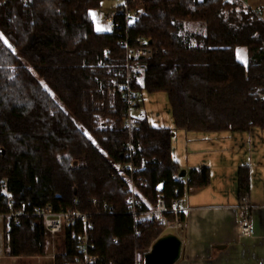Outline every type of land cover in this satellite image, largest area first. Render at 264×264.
Wrapping results in <instances>:
<instances>
[{
	"label": "trees",
	"instance_id": "16d2710c",
	"mask_svg": "<svg viewBox=\"0 0 264 264\" xmlns=\"http://www.w3.org/2000/svg\"><path fill=\"white\" fill-rule=\"evenodd\" d=\"M104 1L0 0V215L9 199L27 215L46 205L69 209L74 198L79 212L92 213L97 201L113 214L90 218L96 254L103 264H137L164 227L133 229L125 215L126 185L113 166L128 135L112 89L129 69L136 94L167 96L179 130H264V20L241 0H135L131 7L144 14L128 31L130 42L142 38L161 52L128 62L117 32L94 29L91 14ZM131 140L146 162L143 196L155 203L161 186L168 206L176 191L182 197L170 131L144 119ZM189 177L209 182L206 169ZM238 182L247 192V170H239ZM166 220L171 225L174 217ZM4 221L8 256L44 254V231L33 218ZM79 232L66 229L65 253L54 264L72 263Z\"/></svg>",
	"mask_w": 264,
	"mask_h": 264
},
{
	"label": "crops",
	"instance_id": "0c3cea01",
	"mask_svg": "<svg viewBox=\"0 0 264 264\" xmlns=\"http://www.w3.org/2000/svg\"><path fill=\"white\" fill-rule=\"evenodd\" d=\"M244 3L264 20V0ZM141 102L149 125L170 131L171 159L180 170L189 176L190 172L198 175L206 169L209 175L207 185L194 183L183 192V227L175 234L181 250L174 264H264V130L187 132L175 127L165 94L143 93ZM240 169L248 173V189L243 194L247 193L251 205L253 235L247 237L241 235L237 217L243 195L238 184ZM4 220L0 217V264H54L57 256L64 255L65 243L62 253L58 244L53 259L44 238L43 255L8 256Z\"/></svg>",
	"mask_w": 264,
	"mask_h": 264
},
{
	"label": "built area",
	"instance_id": "2783aa9c",
	"mask_svg": "<svg viewBox=\"0 0 264 264\" xmlns=\"http://www.w3.org/2000/svg\"><path fill=\"white\" fill-rule=\"evenodd\" d=\"M10 0H1L6 4ZM114 10L109 17L104 19L108 32H117L120 35L121 46L125 50V58L128 62L135 58H149L152 55L159 54L161 49L153 47L149 42L142 38H136L130 42L128 31L136 26L144 12L140 9H134L131 6L135 0H112ZM244 1V0H241ZM132 77L127 69L124 82L112 89L122 101V125L128 135V141L125 143L122 152L121 161L113 166L114 178L122 180L126 185L125 194L126 213L130 217L133 229L140 224H157L167 229L179 230L183 227L180 216L182 215L181 199L182 197L175 192L174 198L171 199L170 205L166 203V195L163 188L158 187L155 194V203L149 202L142 194L141 187H144L143 173L145 171V160L137 159V151L132 143V134L145 119L141 95L136 94L132 88ZM264 95H259V99ZM78 161L71 162L72 167L78 166ZM173 182L182 187L185 191L191 184L192 179L185 174L184 177L176 176ZM247 193L239 199L237 206L238 226L242 236L253 235V228L250 222L251 205L249 204ZM78 202L74 198L72 207L66 210H55L53 206L46 205L36 208L31 215L22 214L20 211L13 210V203L9 199L7 210L8 213L0 217L13 220L16 224L20 217H31L37 226H41L44 231L46 242L50 249V255L54 259L58 251V242L64 239L67 228L79 226L80 232L75 243V256L71 264H103L102 258L96 254L93 239L90 236L91 230L90 218L92 216L112 215V208L103 205L102 209L98 206L97 201H93V212L82 213L77 210ZM167 215L174 217L171 225L167 224ZM118 243L117 239L113 240Z\"/></svg>",
	"mask_w": 264,
	"mask_h": 264
},
{
	"label": "water",
	"instance_id": "95a60500",
	"mask_svg": "<svg viewBox=\"0 0 264 264\" xmlns=\"http://www.w3.org/2000/svg\"><path fill=\"white\" fill-rule=\"evenodd\" d=\"M151 45V41H149ZM122 158V154H120ZM180 177L185 173L181 172ZM181 241L175 235H164L157 239L144 256V264H174L180 256Z\"/></svg>",
	"mask_w": 264,
	"mask_h": 264
},
{
	"label": "rangeland",
	"instance_id": "374dc122",
	"mask_svg": "<svg viewBox=\"0 0 264 264\" xmlns=\"http://www.w3.org/2000/svg\"><path fill=\"white\" fill-rule=\"evenodd\" d=\"M113 10H114V2L112 0H106V1H104L101 4L100 9L94 11L91 14L92 15V21H93V24H94V29H95V31L97 33L108 32V28H107L106 24L104 23V19L109 17ZM0 36H1V34H0ZM72 161H74V160H72ZM167 234L168 235L169 234H174L175 235V234H177V231L176 230L167 229L165 231L164 235H167ZM64 243H65L64 239H62V240H60V242H58L59 247H60V249H59L60 253H62L64 251V247H63ZM44 247H45V244H44ZM45 249H46V247H45ZM144 255L142 253H138L137 254V258H138V263L139 264H143Z\"/></svg>",
	"mask_w": 264,
	"mask_h": 264
}]
</instances>
